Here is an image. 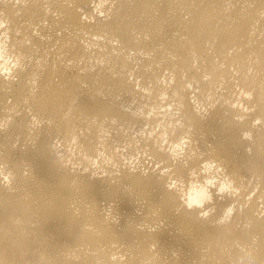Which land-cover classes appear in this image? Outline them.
I'll return each instance as SVG.
<instances>
[{"label":"bare ground","instance_id":"obj_1","mask_svg":"<svg viewBox=\"0 0 264 264\" xmlns=\"http://www.w3.org/2000/svg\"><path fill=\"white\" fill-rule=\"evenodd\" d=\"M0 264H264V0H0Z\"/></svg>","mask_w":264,"mask_h":264},{"label":"clouds","instance_id":"obj_2","mask_svg":"<svg viewBox=\"0 0 264 264\" xmlns=\"http://www.w3.org/2000/svg\"><path fill=\"white\" fill-rule=\"evenodd\" d=\"M217 184L220 186L217 187ZM193 187L200 190V195L193 202V206L204 209L205 215H208L213 211L207 207L213 203V190H215L216 196H221L225 193L224 183L222 181H218L215 178H206L202 183H198ZM226 211L231 212V206H229Z\"/></svg>","mask_w":264,"mask_h":264}]
</instances>
